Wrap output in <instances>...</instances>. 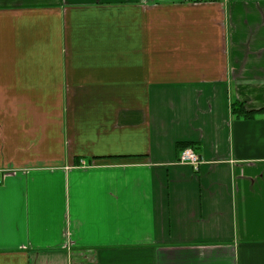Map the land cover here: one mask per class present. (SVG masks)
I'll list each match as a JSON object with an SVG mask.
<instances>
[{"label": "crops", "instance_id": "0c3cea01", "mask_svg": "<svg viewBox=\"0 0 264 264\" xmlns=\"http://www.w3.org/2000/svg\"><path fill=\"white\" fill-rule=\"evenodd\" d=\"M235 101L264 110V0H0V264H264Z\"/></svg>", "mask_w": 264, "mask_h": 264}, {"label": "trees", "instance_id": "16d2710c", "mask_svg": "<svg viewBox=\"0 0 264 264\" xmlns=\"http://www.w3.org/2000/svg\"><path fill=\"white\" fill-rule=\"evenodd\" d=\"M232 114L233 116L237 118H243V119H254L258 115L264 114V110L261 111H250L246 108L245 103L240 102V101H235L232 103ZM191 144H186L184 146V149L191 148Z\"/></svg>", "mask_w": 264, "mask_h": 264}, {"label": "built area", "instance_id": "2783aa9c", "mask_svg": "<svg viewBox=\"0 0 264 264\" xmlns=\"http://www.w3.org/2000/svg\"><path fill=\"white\" fill-rule=\"evenodd\" d=\"M180 162L190 164L194 168L198 169V167L201 164V159L200 156L196 154L193 149L189 148L184 150L183 153L181 154Z\"/></svg>", "mask_w": 264, "mask_h": 264}]
</instances>
